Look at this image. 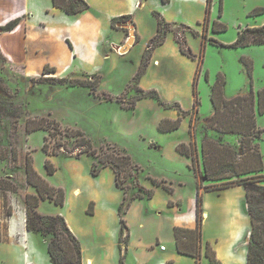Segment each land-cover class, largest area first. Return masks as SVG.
<instances>
[{"label":"rangeland","instance_id":"1","mask_svg":"<svg viewBox=\"0 0 264 264\" xmlns=\"http://www.w3.org/2000/svg\"><path fill=\"white\" fill-rule=\"evenodd\" d=\"M86 2L99 16V27L85 29L84 26H90L86 19L80 25L72 19L62 24L64 21L57 14H45L44 25L28 23L27 36L9 45L10 59L2 43L8 31L0 24V264H19L17 252H7L5 248L20 245L19 234L8 235L7 227L14 214L13 221L22 224L25 195L36 194L26 181L27 155L47 182L64 191L61 204L45 197L39 200L37 210L63 216L85 254L102 249L119 253V244L123 243L115 237L121 230L120 215L125 219L129 236L133 233L157 247L168 246L169 225L180 222L181 215L191 213L198 182L204 186L208 183L201 165V141L207 137L230 144L238 157L242 155L238 134L209 126L214 109L213 90L221 81L223 97L251 90L256 99L257 92L264 88V44L231 46L240 30L264 24V0H209L208 4L205 0L166 3L143 0L134 14L137 39L129 52L119 50L127 36L114 51L107 44L115 33L103 19L111 9L110 1ZM159 21L160 31L156 33ZM62 31L78 42L77 58L68 56L66 44L60 38ZM154 35L162 37V42L150 52L149 46L154 42L153 38L149 42V38ZM101 41L104 42L102 53H94L100 49ZM146 45L150 53L140 66ZM48 61L62 73L55 69L46 76L97 78L96 88L49 80L31 81V77L41 75L42 70L37 69ZM255 116L256 126L264 129V110L258 111L257 103ZM177 117L180 118L177 129L166 132L158 129L160 121ZM27 121H54L58 127L48 135L41 128L28 131ZM76 129L96 149L95 156L84 152L85 145L76 143L78 137L71 132ZM260 135L256 139L263 163L259 173L264 175V131ZM45 139L48 152L56 151V154L44 153ZM190 141L197 146L198 174L191 156L176 150L178 143ZM114 153L128 154L132 164L131 174L124 176L121 171L117 177L118 186L124 191L113 182L114 168L102 166L99 160V157L110 159ZM45 159L56 168L52 174L44 169ZM250 183L263 187H255L254 191L264 201V176L255 174ZM75 188L78 192L73 194ZM147 189L153 190L151 198H145ZM139 194L143 199H131ZM223 197L229 200L230 193ZM216 198L215 194L206 198L205 193L210 208V231L219 233L231 212H227V205L217 203ZM121 201L123 204L127 201L124 214L118 209ZM243 203L246 208L245 198ZM238 212L242 213L239 206ZM249 231L250 224L244 237L246 246ZM48 238L49 235L38 232L32 236L37 250L28 253L41 264H51L46 246ZM119 261L118 256L116 264Z\"/></svg>","mask_w":264,"mask_h":264},{"label":"trees","instance_id":"2","mask_svg":"<svg viewBox=\"0 0 264 264\" xmlns=\"http://www.w3.org/2000/svg\"><path fill=\"white\" fill-rule=\"evenodd\" d=\"M169 0H162L166 3ZM52 5L60 8L67 14H76L88 8L86 0H51ZM209 0H206V4ZM131 19V15H122L112 19V23L116 21ZM161 20V19H160ZM19 19H13L3 26V30L10 31L18 24ZM160 21L158 22L157 32L160 31ZM137 39V38H136ZM152 41L154 45L162 42V37L154 35ZM248 44H264V24L260 26L245 27L237 34L235 41L231 46H245ZM152 46V45H150ZM149 46V47H150ZM147 46L142 53L140 66L145 64L149 53H147ZM182 51V49H180ZM54 67L45 65L42 69L41 75L38 77H31V81L49 80L54 83H66L69 86L83 85L91 88H96L98 79H79L73 77H57L46 76V73L53 72ZM137 74L135 80H137ZM214 89L211 94L213 103V111L209 118V126L220 132H233L239 135V144L242 155L238 157L236 150L227 143H219L211 138H204L200 143V156L201 165L206 180L211 182L210 185H202L198 183V190L195 195V225L194 227L174 226L173 236L175 249L178 253L188 255L194 258L195 264H199L200 246H201V225H202V193L206 190H219L233 185H241L245 191L246 211L250 218V231L248 236V243L246 247V264H264V201L259 200L258 194L255 193L254 188H263L255 186L251 182L253 176L263 169L262 157L259 151V146L256 139L261 138L260 133L264 129L256 126V103L257 110H264V88L257 92L255 99L254 93L250 90L247 93L236 94L230 98L223 97L220 87ZM140 91L145 92L137 87ZM140 95H143L140 94ZM133 103V102H132ZM177 110L181 111L178 103L174 104ZM34 120V119H32ZM54 121H27L26 129L28 131L34 129L47 130L48 135L50 132L57 130L58 123ZM180 118L165 119L160 121L158 129L160 131H172L179 127ZM74 132L76 143L78 145H85L84 152L96 155V149L92 148L90 143L84 138L83 133L76 129ZM72 134H67L71 136ZM59 146V144L57 145ZM61 146V145H60ZM42 149L45 154H56L48 152L46 148V139L43 141ZM53 150V149H52ZM176 150L180 153L191 156L196 164V172L199 173L197 146L192 141L188 143H178ZM99 160L102 166H111L114 168V184L115 186L124 191L123 187H119L117 177L123 171L124 176L131 174L132 164L128 154L114 153L109 159L101 158ZM108 164V165H106ZM44 169L47 174H52L55 171L53 163L45 159L43 162ZM26 173V181L34 187L36 194L25 195V227L27 231L32 233L38 232L44 236L49 235L46 241L47 254L51 264H82L81 247L77 237L68 227L63 216L59 214H42L37 210L40 199L45 197L53 199L55 203H62L64 200V191L62 188H56L50 185L45 178H43L33 167L32 158L27 155L25 157L24 165ZM227 169L228 172H224ZM91 173L97 174L96 171ZM156 183V182H154ZM252 184V185H251ZM145 198L153 196V190H144ZM143 195L131 199H143ZM125 200V197H122ZM127 203V201H126ZM126 203L119 204V212L125 213L128 206ZM122 209V212H121ZM119 221L121 224L119 242L125 243L127 241V226L125 219L120 215ZM125 235L122 237V235ZM204 255L208 258L210 264H217L218 260L209 243L205 244ZM121 264V261H119Z\"/></svg>","mask_w":264,"mask_h":264},{"label":"crops","instance_id":"3","mask_svg":"<svg viewBox=\"0 0 264 264\" xmlns=\"http://www.w3.org/2000/svg\"><path fill=\"white\" fill-rule=\"evenodd\" d=\"M110 8L108 13L103 15L104 21H106V25L109 30L115 31L113 36L110 37L107 41V44L110 50H115L114 48L119 47L121 44V40L130 35V31L132 29L134 33V41H136L137 37V25L134 22V14L136 11L142 6L143 0H114L115 2L109 0ZM203 1V0H201ZM206 1V0H205ZM156 2V1H155ZM160 6V5H159ZM91 8V7H90ZM88 5V8L84 11L78 12L76 14H67L60 8H56L52 5L51 0H46L43 4H40L39 0H32L28 3V0H0V24H7L9 21L18 18V24L14 27V29L8 31L5 35H3V39L5 42L3 43V47L5 48V54L7 57H10V53L12 50L9 48L10 44L17 43L21 38L26 37V29L28 23H38L39 25H44L43 15L52 13L57 14L60 20L64 21V23H69L72 20H77L80 25L83 19L90 21V26H84L85 29H93L95 26L99 27L100 18L93 11H91ZM122 15H132L131 19L116 21L112 23V19L122 16ZM166 18V17H164ZM171 21H179V19H171L166 18ZM85 20V21H86ZM78 26V25H77ZM75 27V26H73ZM21 31V33H20ZM116 31H119L116 34ZM116 34V35H114ZM122 34V36H121ZM2 36V35H1ZM63 42H65V47L67 50L68 56L77 58L79 55L78 48L75 44L76 40L72 37L71 34L69 36L66 32L62 31L61 37ZM153 37L149 38V42ZM13 40L9 42V40ZM133 41V43H134ZM99 44L100 49H96L94 53L99 54L102 53V47L104 42L101 41ZM130 45L126 52L135 45ZM150 52L154 51L156 46L160 44H151ZM2 47V44L0 43ZM147 46V45H146ZM145 46V48H146ZM112 48V49H111ZM109 53V52H108ZM104 56L107 55L105 51H103ZM45 65H49L50 67H54L58 73H62V71L58 70L57 66L52 62H44L42 63L38 70H42ZM62 77V76H57ZM243 94V93H242ZM226 98H230L226 97ZM113 182H114V174H113ZM49 183V181H48ZM199 183V182H198ZM50 184V183H49ZM209 184V181L206 185ZM52 185V184H50ZM210 185V184H209ZM54 186V185H53ZM78 192V189H73ZM202 195V215L204 216L202 219L201 225V246H200V257L199 264H210L208 258L204 255L205 244L209 243L215 253V257L218 260L217 264H246V244L244 242V237L248 233L250 218L244 206V198L245 191L240 187V185H233L226 188H222L219 190H206L203 191V188H200ZM208 195L215 194V201L222 205H227V212H231L230 219H226L223 224H221V231L216 233L215 231H210L211 223L208 221L210 215V208L206 204L205 199ZM225 193H230V199H224ZM65 200L67 197L65 196ZM97 200V199H96ZM99 205L100 201L97 200ZM238 206L242 213L238 212ZM244 209V212L242 211ZM235 213V214H234ZM15 215V214H14ZM14 215L10 219V223L7 227L8 235L19 234V246L15 248H5L7 252H17L19 257V264H41L37 259L30 258V254L28 252L34 253L37 250V246H35V241L32 239L33 233L26 230L25 227V214H24V222L15 223L13 219ZM180 222L171 223L170 226V235L167 238L168 246H165L164 249H160L156 245L152 243L144 242V238H140L135 236L133 233L127 235L128 239L125 243L119 244V253L118 251L112 250L107 251V249L97 250L95 253L87 255L81 249V259L82 264H116V258L119 256L121 258L122 264H195L194 258L188 255L180 254L175 249L174 236H173V227L174 226H184V227H194L195 225V204L191 211L186 215H181ZM139 225H142L140 222ZM125 233L122 235V237ZM120 237V233L115 238ZM159 240V239H158ZM161 245V244H160ZM15 249V250H14ZM120 254V255H119ZM49 258V257H48ZM51 263V262H50Z\"/></svg>","mask_w":264,"mask_h":264},{"label":"water","instance_id":"4","mask_svg":"<svg viewBox=\"0 0 264 264\" xmlns=\"http://www.w3.org/2000/svg\"><path fill=\"white\" fill-rule=\"evenodd\" d=\"M133 31H130V36H127V39L125 41V44L119 48L120 51L125 52L128 50V48L130 47V45H132L133 43V39H134V33H132ZM118 48V47H117Z\"/></svg>","mask_w":264,"mask_h":264},{"label":"bare ground","instance_id":"5","mask_svg":"<svg viewBox=\"0 0 264 264\" xmlns=\"http://www.w3.org/2000/svg\"><path fill=\"white\" fill-rule=\"evenodd\" d=\"M76 193H77V191H74V194H76ZM21 219H22V224H23V222H24V212L21 213Z\"/></svg>","mask_w":264,"mask_h":264},{"label":"built area","instance_id":"6","mask_svg":"<svg viewBox=\"0 0 264 264\" xmlns=\"http://www.w3.org/2000/svg\"><path fill=\"white\" fill-rule=\"evenodd\" d=\"M160 249H164L165 247L163 246V245H160V247H159Z\"/></svg>","mask_w":264,"mask_h":264}]
</instances>
